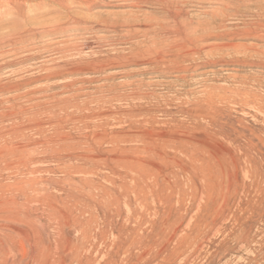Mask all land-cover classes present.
Masks as SVG:
<instances>
[{
	"label": "rangeland",
	"instance_id": "rangeland-1",
	"mask_svg": "<svg viewBox=\"0 0 264 264\" xmlns=\"http://www.w3.org/2000/svg\"><path fill=\"white\" fill-rule=\"evenodd\" d=\"M90 4L0 8V264H264V0Z\"/></svg>",
	"mask_w": 264,
	"mask_h": 264
},
{
	"label": "bare ground",
	"instance_id": "bare-ground-1",
	"mask_svg": "<svg viewBox=\"0 0 264 264\" xmlns=\"http://www.w3.org/2000/svg\"><path fill=\"white\" fill-rule=\"evenodd\" d=\"M6 2H1L0 1V8L3 6V5H5V6H9V5H12L13 4V0H5ZM34 1V0H33ZM90 1L92 2L93 0H79V2L80 3H85V4H87L88 5V7L89 6H91L92 4H90ZM16 2V1H15ZM15 2H14V4H15ZM18 2V1H17ZM69 2V1H68ZM23 4V3H22ZM87 5H86V7H87ZM137 7V6H136ZM3 8V7H2ZM6 8V7H5ZM4 9V8H3ZM21 9V8H20ZM5 10V9H4ZM31 10V9H30ZM72 10H74V9H72ZM177 11V10H176ZM12 12H13V10H12ZM23 14V13H22ZM62 16V15H61ZM11 17V16H10ZM75 18V17H74ZM110 18V17H109ZM5 19V18H4ZM64 20V19H63ZM67 20V19H66ZM49 21V20H48ZM51 21V20H50ZM57 21V20H56ZM116 21V20H115ZM34 22V21H33ZM58 22V21H57ZM187 22V21H186ZM43 24V23H42ZM58 24V23H57ZM127 24V23H126ZM162 24V23H161ZM188 24V23H187ZM53 25V24H52ZM183 25V24H182ZM49 26V25H48ZM54 26V25H53ZM167 25H165V27H162V29H164V31L166 32V31H168L169 30V28L168 27H166ZM169 26V25H168ZM42 27H43V25H42ZM86 27V26H85ZM107 27V26H106ZM125 27V26H124ZM44 28V27H43ZM113 28V27H112ZM174 28V27H173ZM172 28V29H173ZM21 30V29H20ZM19 30V31H20ZM53 30V29H52ZM57 30V29H56ZM22 31V30H21ZM154 31V30H153ZM51 32H54V30L53 31H50V33ZM37 33V32H36ZM162 33V32H161ZM174 33V32H173ZM8 34V33H7ZM30 34V33H29ZM180 34V33H179ZM6 35V34H5ZM17 35V34H16ZM31 35H33L32 33H31ZM30 35V36H31ZM20 36V35H19ZM22 36H24V35H22ZM145 36V35H144ZM143 36V37H144ZM212 36V35H211ZM247 36V35H246ZM250 36V35H249ZM150 37V36H149ZM170 37V36H169ZM177 37V36H176ZM12 38V37H11ZM23 38V37H22ZM22 38H19L18 40H16V41H19V40H22ZM26 38V37H25ZM28 38V37H27ZM111 38V37H110ZM153 38V37H152ZM1 39V38H0ZM5 39H6V37H5ZM24 39V38H23ZM172 39V38H171ZM198 40V39H197ZM147 41H149V40H147ZM146 41V42H147ZM156 41H157V39H156ZM11 42V41H10ZM135 42V41H134ZM145 42V43H146ZM120 43V42H119ZM147 43H149V42H147ZM161 43V42H160ZM160 43H159V45H160ZM3 44V43H2ZM142 44V43H141ZM157 44V43H156ZM183 44V43H182ZM186 44H184V46H185ZM57 46V45H56ZM67 46V45H66ZM70 46V45H69ZM138 46V45H137ZM72 47V46H71ZM136 47V46H135ZM134 48V47H133ZM177 49H179V48H183V46H177L176 47ZM136 49V48H135ZM134 49V50H135ZM46 50V49H45ZM57 50V49H56ZM162 50V49H161ZM172 50V49H171ZM186 50V49H185ZM188 50V49H187ZM53 51V50H52ZM68 51V50H67ZM70 51V50H69ZM133 51V50H132ZM64 52H66V51H64ZM181 52H183V51H181ZM72 53V52H71ZM75 53V52H74ZM183 53H185V52H183ZM118 54V53H117ZM166 54V53H165ZM136 55V54H135ZM162 55V54H161ZM175 55V54H174ZM133 57V55H130V57ZM146 56V55H145ZM63 57V56H62ZM71 57V56H70ZM130 57H129V59H130ZM78 58V57H77ZM57 59V58H56ZM162 58H160V60H161ZM62 60V59H61ZM103 60V59H102ZM95 61V60H94ZM94 61H91V62H94ZM96 61H98V59L96 60ZM154 61H156L155 59H154ZM177 61V60H176ZM38 62V61H37ZM54 62V61H53ZM83 62V61H82ZM90 62V63H91ZM93 64V63H92ZM96 64V63H95ZM97 64H99L98 62H97ZM57 66V65H56ZM100 66V65H99ZM71 67H73V66H71ZM77 67V66H76ZM29 68V67H28ZM34 68H37L36 66L34 67ZM31 69V68H30ZM33 69V68H32ZM50 69V68H49ZM57 69V68H56ZM77 69V68H76ZM44 70H46V69H44ZM91 70V69H90ZM102 70H103V68H102ZM41 71V70H40ZM48 71V70H47ZM50 72V71H49ZM56 72H58V71H56ZM100 72V71H99ZM17 73V72H16ZM20 73V72H19ZM96 73V72H95ZM65 74V73H64ZM50 75V74H49ZM70 75V74H69ZM16 76V75H15ZM56 76V75H55ZM19 78V77H18ZM14 79V78H13ZM62 79V78H61ZM8 80V79H7ZM11 80V79H10ZM10 82V81H9ZM24 83V82H23ZM73 83V82H72ZM22 85V84H21ZM16 87V86H15ZM13 88V87H12ZM68 88V87H67ZM8 89V88H7ZM10 89V88H9ZM15 89H17V88H15ZM14 90V89H13ZM8 91V90H7ZM57 95V94H56ZM74 98V97H73ZM68 99V98H67ZM139 99V98H138ZM13 100V99H12ZM75 100V99H74ZM73 100V101H74ZM133 100V99H132ZM140 100V99H139ZM76 101V100H75ZM69 102H71V101H69ZM64 103H65V101H64ZM82 104H83V102H81ZM39 104V103H38ZM77 104V103H76ZM82 104L80 105V106H82ZM19 105V104H18ZM55 105V104H54ZM69 105V104H68ZM16 106V105H15ZM76 106V105H75ZM10 108H11V106H9ZM69 106H67V108H68ZM14 108V107H13ZM49 108V107H48ZM61 107H59L58 109H60ZM63 108V107H62ZM61 108V110H64V108L62 109ZM66 108V107H65ZM66 108V109H67ZM80 108V107H79ZM3 109V108H2ZM57 109V108H56ZM57 109V110H58ZM76 109V108H75ZM16 110V109H15ZM35 110V109H34ZM48 110V109H47ZM50 110V109H49ZM48 110V111H49ZM53 110V109H52ZM78 110V109H77ZM22 111H24V110H22ZM87 111V110H86ZM89 111V110H88ZM53 112V111H52ZM52 112H51V114H52ZM54 112H55V110H54ZM53 112V113H54ZM82 112V111H81ZM18 113V112H17ZM20 113H22L21 111H20ZM24 113V112H23ZM39 113V112H38ZM78 113V112H77ZM84 113V112H83ZM89 113V112H88ZM106 113V112H105ZM0 114H2V113H0ZM19 114V113H18ZM13 115V114H12ZM23 115V114H22ZM63 115V114H62ZM99 115H101V114H98V116ZM7 116V115H6ZM11 116V115H10ZM93 116V115H92ZM95 116V115H94ZM97 116V115H96ZM109 116V115H108ZM132 116V115H131ZM14 117V116H13ZM18 117H20V116H18ZM103 117V116H102ZM6 118V117H5ZM16 118V117H15ZM45 118V117H44ZM50 117H47V119H49ZM54 118V117H53ZM92 118V117H91ZM96 118V117H95ZM40 119V118H39ZM51 119V118H50ZM81 119H83V116H82V118ZM90 119V118H89ZM101 119V118H100ZM103 119H105V118H103ZM102 119V120H103ZM132 119V118H131ZM2 120V119H1ZM9 120V119H8ZM44 120V119H43ZM78 120V119H77ZM99 120V119H98ZM110 120V119H109ZM10 121V120H9ZM92 121H94V120H92ZM106 121V120H105ZM12 122V121H11ZM29 122V121H28ZM30 122H32V121H30ZM38 122V121H37ZM36 121L34 122L35 124H36V127L38 128V129H40L41 127H40V124H38ZM99 122V121H98ZM104 122V121H103ZM40 123V122H39ZM43 123V122H42ZM41 123V124H42ZM62 123V122H61ZM60 123V124H61ZM87 123H88V121H87ZM91 123V122H90ZM107 123V122H106ZM119 123V122H118ZM33 124V123H32ZM58 124V123H57ZM56 124V126H58ZM21 125V124H20ZM27 125V124H26ZM52 125V124H51ZM93 125V124H92ZM106 125V124H105ZM42 126V125H41ZM55 126V127H56ZM95 126V125H94ZM98 126V125H97ZM36 127H34V128H36ZM54 127V128H55ZM59 127V126H58ZM134 127V126H133ZM132 127V128H133ZM25 127L24 126H22V127H16V129L15 130H13V131H5V132H2L1 134H0V139H3V142L2 143H4V141L6 142L7 140L9 141V140H12V138H18L19 136H20V132L24 129ZM70 128V127H69ZM94 128H96V127H94ZM98 128H100L99 130H96V133L94 134V139L97 141V142H102V143H104V142H106V143H110V144H112L113 145V143H114V145L116 144V143H118V142H122V140H123V142H127V141H130L131 142V140H133L134 138H133V136L131 135V134H128V133H124V132H119V133H112V134H109V133H107V131H105V130H103V128H102V130H101V125L100 126H98ZM56 130H58V129H56ZM43 131V130H42ZM89 131V130H88ZM94 132V131H93ZM138 132V131H137ZM37 133V132H36ZM81 133V132H80ZM24 134V133H23ZM133 134H135V133H133ZM138 134V133H137ZM159 134V133H158ZM131 136V137H130ZM141 136V135H140ZM142 136H145L146 137V133H142ZM139 137V136H138ZM148 137V136H147ZM151 138V137H150ZM29 139V138H28ZM125 140V141H124ZM31 142V141H30ZM83 144V143H82ZM13 145V144H12ZM68 145V144H67ZM5 147H4V149L7 151L6 152V154H0V161H1V163H3V166H5L4 168H8L9 166H12L13 164H12V160L14 159V157H12V156H16L18 153H19V147H18V145L17 146H15V148H9L8 147V143H5V145H4ZM2 147V146H1ZM62 148V147H61ZM74 148V147H73ZM69 149V148H68ZM2 150H3V148H2ZM1 151V150H0ZM21 151V150H20ZM18 152V153H17ZM5 153V152H4ZM20 154V153H19ZM3 155V156H2ZM12 157V158H11ZM16 158H18V157H15V159ZM12 159V160H11ZM14 159V160H15ZM19 159V158H18ZM17 165H18V163H17ZM21 165V164H20ZM2 168V167H1ZM17 168V167H16ZM3 169V168H2Z\"/></svg>",
	"mask_w": 264,
	"mask_h": 264
}]
</instances>
